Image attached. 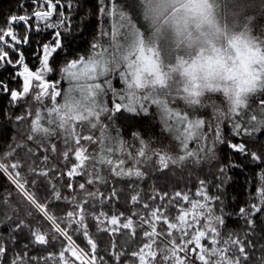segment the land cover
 <instances>
[{"label": "snow or ice", "instance_id": "6c2138e0", "mask_svg": "<svg viewBox=\"0 0 264 264\" xmlns=\"http://www.w3.org/2000/svg\"><path fill=\"white\" fill-rule=\"evenodd\" d=\"M65 2L67 7H74L70 0ZM36 3L37 8L31 14L13 15L0 26V67L15 66L10 79L21 80L18 89H12L0 80V92H7L12 101L28 99L39 105L34 110H27L24 116H18L17 119L27 120L28 117H33L26 140L34 141L45 153L57 151V144L51 143V138L62 140L65 147L61 158L65 161L67 171L61 172V176L90 178L84 183L74 185L70 182L66 185L67 188L78 187L83 197L78 201L73 196V210L66 211L64 217H58L50 211L48 202H41L35 193L28 190V181L20 171H9L23 166L21 160L14 157L15 149L0 154V169L9 172L24 200L49 226L48 231L41 225L35 228V241L48 245L59 238L61 245L58 252L49 253L48 257L17 254L11 264H29V261L38 264L40 259L54 258L56 264H107L97 254L98 244L88 230L89 217L98 222L99 231L119 233L129 239L136 237L137 225L132 215H125L123 212L109 215L102 210H91L95 205L90 202L98 198L119 200L117 189L111 188L106 195L98 190H89V186L97 181L107 184V180L100 175L98 165L109 166L110 172L115 176L145 178L147 173L140 165L151 159L148 155L149 144L139 133L133 134L139 147L129 145L119 135L112 136L110 125L101 120L102 115L104 119L111 121L113 113L121 114L123 110L138 115L149 114L150 109L155 106L166 129L173 134L178 149L175 155L164 150H152V155L158 158L160 167L157 170L168 169L170 164H181L189 158H193L195 162L201 151L215 155L216 145L222 143H229L237 152L248 153L254 160L261 161L260 155L250 151L249 142L226 141L222 125L225 119H230L235 136L251 137L253 132L264 129V38L256 36L255 47L247 40L243 41L250 63L259 67L254 68L239 86V90L229 97L231 103L227 111L214 102L211 104V114L215 116V120L205 118L200 111L208 108L211 97L196 88L181 89L177 80L169 79L160 62L158 42L168 33L175 37V47H169L168 56H174L177 68L187 63L181 54L182 48L191 50L210 34L217 38L227 37V33H222L215 21L211 0H139L138 6L142 9L143 19L148 22V28L144 31L137 26L132 16L121 10L115 0L110 3L108 0H100L99 13L113 18L110 29L101 28L90 50H86L85 55L73 54L74 58L65 59L62 68L55 67L56 57L67 47L66 41L70 35L68 17L61 9L62 0H43L45 7L39 6L40 0H36ZM261 6L264 7V4ZM254 7L250 0H232L226 5L225 14L231 17L236 26L249 31L255 17L248 13ZM33 18L35 23H30ZM41 21L44 22L43 26ZM20 24L24 26L22 39L13 26ZM44 29L54 31L47 41H41L37 48H33V63L30 66L20 45L31 43L29 34L32 31L40 32ZM150 29L152 31L149 35ZM236 41L239 42V37ZM187 54L190 55V52ZM169 70L175 71L170 66ZM57 71L60 72L59 78L51 79V74ZM145 73L152 76L150 81L145 79ZM114 75L119 76L125 87L118 88L114 85L111 78ZM101 77L105 79L101 81ZM65 80L68 82L66 90L61 86ZM109 92L111 107L104 100ZM208 93H218V90ZM246 93H250L248 100L242 99ZM250 98L254 103H249ZM45 99L48 104L44 103ZM180 101L186 106L184 109L176 106ZM253 112L256 114H252ZM249 124L252 125L251 129ZM85 129L87 134H84ZM193 140L198 144L196 150L189 148V142ZM205 141H208L207 145ZM93 145L95 147L90 152L89 148ZM117 151L125 154L126 158L114 159ZM32 154L33 149L28 148L26 155L30 157ZM5 157L8 159L5 160ZM48 161L49 156L45 154L42 160L44 167L29 165L28 171L47 179L50 173L58 170L55 165L49 167ZM129 161L132 162L131 166L126 167ZM260 179L259 201L249 207H240L237 212L249 224H254L252 213L264 212V171L261 172ZM31 183L35 185L36 179ZM200 185L195 193L198 199L191 198L188 192L175 191L172 194H148L145 200L138 188H133L135 194L129 196V201L146 213H136L139 216L138 227L145 240L139 241L138 247L130 251L125 248L127 241L117 246L116 241L110 240L113 264H120L122 257L125 261L131 260L132 264H251V241L247 235L241 236L228 231L220 198L208 194L205 181H201ZM51 188L52 200L68 199L55 185H51ZM181 201L189 207L185 208ZM31 214L32 212L28 213ZM64 220H67L66 224H62ZM106 221L111 227H99ZM144 225H147V229L143 228ZM158 225L166 227L158 231ZM21 226L17 225L18 228ZM69 229L72 233L82 234L87 242V251L76 243ZM173 230H176L175 234ZM49 231L52 233L51 237ZM52 246L55 247V244ZM7 250L0 243V264H3ZM261 250L264 251V246H261ZM68 253L71 258L66 255ZM258 264H264V257H261Z\"/></svg>", "mask_w": 264, "mask_h": 264}, {"label": "trees", "instance_id": "16d2710c", "mask_svg": "<svg viewBox=\"0 0 264 264\" xmlns=\"http://www.w3.org/2000/svg\"><path fill=\"white\" fill-rule=\"evenodd\" d=\"M70 2L74 7H67L65 0H62L61 4V9L65 11L68 17L70 35H68L66 41L67 47L56 57L55 67L58 68L63 67L65 59L74 58L73 54L85 55L86 50H90L91 44L96 42V36L104 26L103 14L98 11L100 0H70ZM250 2L255 5L248 13L255 17L251 25L253 35L264 38V7L261 6L264 4V0H250ZM39 6L45 7L43 0H40ZM36 8V0H0V26H3L11 16L31 14ZM30 23H35V19L33 18ZM40 24L43 26L44 22L41 21ZM13 26L22 39L24 26L22 24ZM53 31V29H44L40 32L32 31L29 34L31 43L20 45V49L24 52L30 66L33 63V48H37L39 42L47 41ZM10 55L13 54L10 53ZM13 59H15V56H13ZM14 67L13 65L0 67V80L8 84L10 88L18 89L21 80L13 81L10 79ZM59 75L60 72L57 71L51 74L50 78L57 79ZM116 80L119 81L120 79ZM61 86L64 88V81H62ZM206 96H210L211 101L208 102L207 109L200 110L205 118L210 117L215 120V116L211 114V104L213 102L224 111H227L226 101L221 94L207 93ZM44 103L48 104L47 99H45ZM249 103H254V101L250 98ZM109 104L111 106V103ZM176 106L181 109L185 108V105L180 103ZM37 107L39 105L32 100L21 99L12 101L7 92H0V154L8 152L10 149H15L14 157L20 159L23 166L19 169H9V171L12 173L20 171L22 177L28 181V184H26L28 190L35 193L41 202H48L50 211L58 217H64L66 211L73 210L74 206L71 202L73 196L78 201L83 197V193L78 187L67 188L66 185L70 182L74 185L84 183L90 177L77 176L69 178L60 175L61 172L67 171L65 161L61 158V153L65 147L61 139L51 138L50 142L57 144V151L48 153H45L43 148L38 147L34 141L26 140V137L30 134L29 124L33 117H28L27 120H18L17 117L24 116L27 110H34ZM252 114L256 113L253 112ZM112 115L113 119L111 121L104 119L102 115L104 123L110 125L109 130L113 131L114 129L113 132L115 134L118 133L119 137L129 145L136 147H139V145L133 134L139 133L140 137L149 144L148 155L151 159L140 165L147 173V176L143 179L135 176H115L110 172L109 166H97L100 175L107 180V184L97 181L93 186H89V190H98L107 195L110 193L111 188L114 187L118 191L119 200L107 201L102 197L98 198L90 202V204L95 205L91 210H102L109 213V215L123 212L125 215H132L137 225L136 237L129 239L119 233L112 234L99 231L98 222L89 217L87 221L88 230L98 244V256L103 257L107 264H113L110 253V240L116 241L117 246L127 241L125 248L129 251L135 250L139 241L145 240L142 236L141 228L138 227L139 216L136 213L140 215H146V213L142 208L129 201V196L135 194L132 191L133 188H138L142 199L145 200L148 194L157 195L164 192L172 194L175 191L188 192L191 198L198 199L199 197L195 196L196 190L200 188V182L205 181V188L208 194L220 198V207L225 214L228 231L238 233L241 236L247 235L253 245L249 250L252 254L251 264H258L261 257H264V251L261 250V246H264V212L252 213L251 219L254 224H249L237 212L240 207H249L259 201V188L262 183L260 175L264 171V162H262L264 161V129L253 132L251 137L247 135L235 136L230 119H225L222 125V132L226 141L232 143L249 142L250 151L260 155L261 161L254 160L248 153L237 152L229 146V143H222L216 145L215 155L206 152L202 159L195 160V162L186 160L181 164H170L168 169L157 170L160 166L158 158L152 155V150L176 153L177 142L173 139V134L166 129L159 113L155 111V106L150 109L149 114L138 115L122 110L121 114L113 113ZM251 126L249 124L250 129ZM84 134H87L86 129ZM17 145H21V147H17ZM45 147H47V142ZM94 147L95 145L91 146L89 151L91 152ZM28 148L33 149V154L30 157L26 155ZM45 154L49 156L48 166L55 165L56 169H58L50 173L47 179L38 177L28 171L29 165L37 168L44 167L42 160ZM4 159L7 160L8 158L5 157ZM33 179L37 181L35 185L31 183ZM51 185H55L62 195L68 199L52 200ZM157 203L164 204L166 201H157ZM181 203L184 202L181 201ZM184 206L185 208L189 207L186 203H184ZM29 212H32V214L28 215ZM121 222H123V217H121ZM66 223L67 220L62 221V224ZM18 224L22 226L18 228ZM38 225L48 231L47 222L42 221L40 214L33 211L29 203L24 200L9 172L0 169V243L4 244L8 249L4 256L3 264H11V260L17 254L21 256L26 254L27 257H48L49 253L59 251L61 247L59 238L57 241H51L48 245H42L35 241L33 232ZM73 227L76 226L73 225ZM99 227H111V225L107 224L106 221L104 225H99ZM165 227L164 225H158L157 230L160 231ZM143 228L147 229V225H144ZM69 232L73 235L76 243L87 251V242L82 234L78 232L72 233L71 229H69ZM175 233L176 230H173V234ZM51 235L52 233L49 231V237ZM52 244H55V247ZM66 255L71 258L70 253ZM29 264H34V262L29 261ZM38 264H56V258L40 259ZM120 264H132V262L131 260L125 261V258L122 257Z\"/></svg>", "mask_w": 264, "mask_h": 264}, {"label": "clouds", "instance_id": "9594fccd", "mask_svg": "<svg viewBox=\"0 0 264 264\" xmlns=\"http://www.w3.org/2000/svg\"><path fill=\"white\" fill-rule=\"evenodd\" d=\"M214 5V18L219 25L220 31L226 32L227 37L217 38L210 34L205 40L196 45L191 50L181 49L187 63L180 68L176 67L174 56L169 58V47H175V37L168 33L159 43L160 62L171 80H177L181 89L188 87L196 88L202 94H207L212 90H218L226 101V106L230 105V96L239 90V86L248 77V74L259 65L251 64L249 53L243 44L247 40L253 47L256 36L250 28L244 31L242 27L236 26L231 17L226 16L225 7L232 0H211ZM147 23L148 27V22ZM227 25V26H226ZM151 29L148 34H151ZM239 37V42L236 38ZM235 45V46H234ZM201 49L203 51L201 52ZM190 52V55L187 54ZM175 69V71H170ZM145 79L151 80L152 76L145 73ZM250 93L242 96L248 100ZM223 110V109H222Z\"/></svg>", "mask_w": 264, "mask_h": 264}, {"label": "rangeland", "instance_id": "374dc122", "mask_svg": "<svg viewBox=\"0 0 264 264\" xmlns=\"http://www.w3.org/2000/svg\"><path fill=\"white\" fill-rule=\"evenodd\" d=\"M117 1L115 0V2L121 6V10H123L124 12H126L129 16H132L134 22L137 23V26L138 27H141V30L142 31L147 30L148 27H147V23L143 19L142 9H141V7L138 6L139 5V0H117ZM108 2L110 3L111 0H108ZM103 20H104V24H103L104 26H103V28L110 29L113 18L112 17H105L103 15ZM106 39H107V37L105 38V40ZM111 78L113 79V83H114V85L116 87H118V88L125 87V85L123 84V81L116 80V79L119 78L118 75H114ZM104 79H105L104 77H101L100 78L101 81H103ZM64 82H65L64 89L66 90L67 89V86H68V82L66 80ZM110 98H111V92H109L108 95L104 97V100L108 103V106L109 107H111L110 104H109V103H111V99ZM179 103L182 104V105H184L183 101H180ZM101 120H102V117H101ZM103 123H104V121H103ZM110 134L112 136H117L118 135V133L115 134L113 131H110ZM97 135H98V133H97ZM82 143H87V142L82 141ZM204 143L206 145L208 142L205 141ZM189 148L192 149V150H196L198 148L197 142L196 141H190L189 142ZM177 151H178V149H177ZM169 153L170 154H173V155L177 154V152L176 153L175 152H173V153L169 152ZM115 154L116 155L113 157L114 159L117 158V157H119V158H126V155L123 154V153H121V152H119V151H117ZM180 154H182V151H180ZM204 154H206V151H201L199 153V158L196 159V161L202 159L203 156H204ZM140 159L143 160L144 158H140ZM187 160H193V158H189ZM131 163L132 162L129 161L128 162V165H126V167L131 166Z\"/></svg>", "mask_w": 264, "mask_h": 264}]
</instances>
